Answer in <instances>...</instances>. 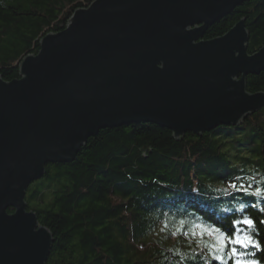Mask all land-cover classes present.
<instances>
[{
	"label": "water",
	"instance_id": "water-1",
	"mask_svg": "<svg viewBox=\"0 0 264 264\" xmlns=\"http://www.w3.org/2000/svg\"><path fill=\"white\" fill-rule=\"evenodd\" d=\"M243 1L92 0L40 38L18 77L0 75V264H46L54 238L26 190L100 129L153 122L179 140L264 106V90L246 87L264 43L248 51L245 18L203 37Z\"/></svg>",
	"mask_w": 264,
	"mask_h": 264
},
{
	"label": "trees",
	"instance_id": "trees-1",
	"mask_svg": "<svg viewBox=\"0 0 264 264\" xmlns=\"http://www.w3.org/2000/svg\"><path fill=\"white\" fill-rule=\"evenodd\" d=\"M91 1L0 0L2 78L18 77L20 60L38 51L40 38L63 29ZM241 17L248 51L258 49L264 0H244L203 37L224 33ZM246 87L264 90V70L248 74ZM25 200L54 238L46 264H237L247 249L264 264V106L238 125L186 132L179 140L153 122L104 127L74 160L47 163ZM201 225L254 243L215 248V237L201 234Z\"/></svg>",
	"mask_w": 264,
	"mask_h": 264
},
{
	"label": "snow or ice",
	"instance_id": "snow-or-ice-1",
	"mask_svg": "<svg viewBox=\"0 0 264 264\" xmlns=\"http://www.w3.org/2000/svg\"><path fill=\"white\" fill-rule=\"evenodd\" d=\"M233 189H237L243 192H248L249 188L245 187L244 185H239L232 183L230 185ZM250 187V186H249ZM256 194H260L261 190L257 188ZM239 223V221L237 222ZM242 223L247 225H252L253 221L251 219L245 218ZM202 233L204 231L208 232L210 235H213L215 237L216 243L213 245V247L218 249H224L228 247L230 244H240L241 246L246 247L248 244L254 243L252 238L248 235H238L235 232L232 235H229L226 231L222 230L221 228L216 227L215 225H201ZM258 247V245H256ZM236 252L235 249H232V253L234 254ZM217 259H222V257L217 256ZM237 264H240L239 261H237ZM252 264H255V262H252Z\"/></svg>",
	"mask_w": 264,
	"mask_h": 264
}]
</instances>
